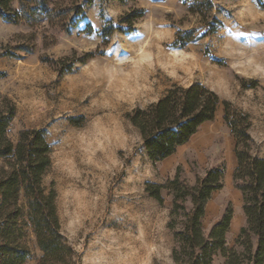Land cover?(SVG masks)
Instances as JSON below:
<instances>
[{"label": "rangeland", "instance_id": "374dc122", "mask_svg": "<svg viewBox=\"0 0 264 264\" xmlns=\"http://www.w3.org/2000/svg\"><path fill=\"white\" fill-rule=\"evenodd\" d=\"M84 7V17L68 33L46 22L0 20V106L8 99L16 109L7 136L16 142L21 130L44 131L51 164L42 183L56 192L61 232L78 264H173L170 197L163 192L160 205L144 185L165 184L178 165L193 183L194 170L223 164V187L209 214L228 201L235 205L240 197L232 168H226L234 141L223 106L174 155L156 163L125 115L173 85L200 83L249 115L252 152L263 155L264 0H93ZM12 8L18 9L17 0ZM134 9L143 16L132 32L115 31L105 41L103 30L118 26ZM178 36L190 40L174 47ZM131 73L140 79V93L129 101L112 100L110 82ZM79 117L81 126L70 123ZM212 221L204 219V228ZM233 237L232 231L228 246ZM29 248L25 264H37L33 236ZM213 264H223L222 257Z\"/></svg>", "mask_w": 264, "mask_h": 264}, {"label": "trees", "instance_id": "16d2710c", "mask_svg": "<svg viewBox=\"0 0 264 264\" xmlns=\"http://www.w3.org/2000/svg\"><path fill=\"white\" fill-rule=\"evenodd\" d=\"M0 0V20L30 26L46 22L68 33L84 17V6L93 0ZM120 3L133 0H117ZM259 4L260 0H256ZM191 12L199 10L190 8ZM141 9L123 15L115 28H105L107 40L115 31L130 33ZM190 38L178 36L174 47H182ZM223 106V122L233 138L236 161L231 171L233 189L239 194L243 223L231 246L227 234L233 219V204L226 202L221 214L208 229L203 219L208 203L223 187L225 166L219 164L202 173L193 171L191 183L178 165L165 184L146 182L144 192L158 204L164 203L163 192L170 197L167 227L173 238V264H213L220 255L223 264H264V158L252 152L249 133L251 120L247 113L201 85H173L157 101L144 109L135 108L125 115L137 129L148 159L161 162L189 142L202 125L215 119ZM15 105L3 99L0 106V264H25L34 237L40 255L37 264H78L75 250L61 232L56 210V192L46 190L42 179L48 171L50 147L43 130L25 129L16 142L7 136L15 116ZM82 117L71 118L81 126Z\"/></svg>", "mask_w": 264, "mask_h": 264}, {"label": "bare ground", "instance_id": "6f19581e", "mask_svg": "<svg viewBox=\"0 0 264 264\" xmlns=\"http://www.w3.org/2000/svg\"><path fill=\"white\" fill-rule=\"evenodd\" d=\"M243 15L246 16L244 13ZM139 66L142 69L148 70V64L146 63L140 64ZM139 80L138 77L133 73L119 74L118 76H116V79L111 81L108 86L110 88L109 95L111 99L116 102H121L124 100L129 101L131 99L136 98L137 95L140 93L139 91H141V89H139ZM107 119L109 120V118ZM134 260H136V258Z\"/></svg>", "mask_w": 264, "mask_h": 264}, {"label": "crops", "instance_id": "0c3cea01", "mask_svg": "<svg viewBox=\"0 0 264 264\" xmlns=\"http://www.w3.org/2000/svg\"><path fill=\"white\" fill-rule=\"evenodd\" d=\"M183 146V145H182ZM181 147V146H180ZM179 147V148H180ZM178 148V149H179ZM260 158H264V154L263 155H261V156H259ZM170 158V157H169ZM168 159V158H167ZM235 165H236V161H235V158H234V155H233V146H232V148H231V150H230V153H229V157H228V164H227V167L226 168H234L235 167ZM218 192V191H217ZM216 192V193H217ZM215 193V194H216ZM237 193V192H236ZM214 194V195H215ZM237 196L238 197H240L239 196V194L237 193ZM214 197V196H213ZM211 202V201H210ZM210 202L208 203V205L210 204ZM240 204H241V200L240 199H238L237 200V202H236V204L235 205H233V219H232V223H231V227H230V230H229V232H228V234H227V240H228V236H229V234L230 233H232V231H233V235H234V237H233V239H232V242L234 241V239H235V237L237 236V233H238V230H239V228H240V226L242 225V223H243V218H242V212H241V208H240ZM208 205H207V208H206V213H205V216H204V219H206V218H210L211 220H214L215 218H217L220 214H221V212H222V207L221 208H218L217 209V211H215L212 215H210L209 214V211L210 210H208ZM236 208H238L237 210H236ZM235 211H237V217H235L234 216V214H235ZM241 212V213H240ZM241 215V216H240ZM203 219V220H204Z\"/></svg>", "mask_w": 264, "mask_h": 264}]
</instances>
